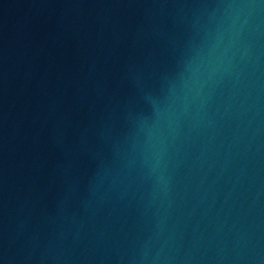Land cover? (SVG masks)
Returning <instances> with one entry per match:
<instances>
[{
  "label": "water",
  "instance_id": "obj_1",
  "mask_svg": "<svg viewBox=\"0 0 264 264\" xmlns=\"http://www.w3.org/2000/svg\"><path fill=\"white\" fill-rule=\"evenodd\" d=\"M0 264H264V0H0Z\"/></svg>",
  "mask_w": 264,
  "mask_h": 264
}]
</instances>
